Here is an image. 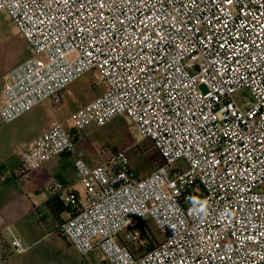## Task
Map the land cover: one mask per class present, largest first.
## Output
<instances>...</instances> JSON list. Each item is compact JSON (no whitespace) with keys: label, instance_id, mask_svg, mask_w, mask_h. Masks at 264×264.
I'll return each instance as SVG.
<instances>
[{"label":"built area","instance_id":"built-area-1","mask_svg":"<svg viewBox=\"0 0 264 264\" xmlns=\"http://www.w3.org/2000/svg\"><path fill=\"white\" fill-rule=\"evenodd\" d=\"M0 12L32 49L6 76L0 123L62 105L96 71L105 91L75 111L74 129L127 116L161 156L141 177L107 144L93 167L62 123L19 150L22 172L77 155L85 197L66 199L78 212L59 234L81 257L264 264V0H0ZM147 219L162 237L142 251Z\"/></svg>","mask_w":264,"mask_h":264},{"label":"rangeland","instance_id":"rangeland-1","mask_svg":"<svg viewBox=\"0 0 264 264\" xmlns=\"http://www.w3.org/2000/svg\"><path fill=\"white\" fill-rule=\"evenodd\" d=\"M32 55V49L24 39L20 31L12 24L10 17L5 12H0V88L5 86L6 76L9 71ZM105 91V83L99 78L96 71H91L74 83L70 84L64 92H61L62 105L55 106L51 100L40 105V108L32 111L27 117L18 118L14 123H0V203L5 202L8 196L26 193L28 181H22L24 175L17 167V150L21 144L32 136L36 130L27 131L29 121L39 122L38 126L44 128L57 118L68 119L67 125H74L72 115L79 108L94 100ZM247 95L248 93L245 92ZM238 94L236 98L238 99ZM39 107V106H38ZM59 108V109H58ZM59 110V111H58ZM87 132L96 138L95 148L99 152L101 147L110 144L117 149L126 152L131 168L138 176L145 177L153 171L155 166L162 162L161 156L153 143L148 138H143L136 130L135 125L127 116L114 119L104 127L92 125ZM22 148V147H21ZM12 171L16 173L14 178ZM37 220V219H36ZM147 232L151 234L157 245L161 241V233L151 219H147ZM18 227H16L17 229ZM0 228V260L6 251H9L11 260L8 264H51L49 254V242L45 241L30 250L28 253H18L15 248V240L8 229ZM141 244H147V239L142 230H138ZM60 235V234H59ZM61 236V235H60ZM63 237V236H61ZM57 240L61 238L55 237ZM4 245L9 250L3 248ZM22 243L24 240L22 239ZM12 253V254H11ZM60 259L58 253L54 256ZM100 257V250L95 249L86 258L91 264ZM0 264H4L0 261Z\"/></svg>","mask_w":264,"mask_h":264},{"label":"crops","instance_id":"crops-1","mask_svg":"<svg viewBox=\"0 0 264 264\" xmlns=\"http://www.w3.org/2000/svg\"><path fill=\"white\" fill-rule=\"evenodd\" d=\"M5 86L0 88V107L4 100L3 89ZM38 108L40 106L20 118L27 117L32 111ZM67 121L68 119L62 120L57 118L48 126L40 129H37L39 128L37 127L39 122L29 121L26 130L36 131L19 146L16 152L17 167L20 169L21 158L19 150L21 147L36 139L55 123H62L75 137L79 152L90 166L95 167L104 162L105 157L94 146L97 143L96 137L87 132V128L83 131L75 130L74 125H67ZM76 157L77 155L75 153H67L48 160L35 170L21 172L24 175L22 181H28L26 193L18 196H8L5 202L0 203V228H4L2 230L6 231L8 229V233L11 231L14 240L20 241L22 251H17L18 253H28L30 250L50 239L49 248L52 252L49 254V262L51 264H91L86 257H81L64 237L59 235L60 226L69 219L70 212L57 214L49 205L50 203H58L60 201L66 206L65 201L70 195H75L80 203L83 202L85 188L78 181V174L75 168ZM12 174L14 178H17L14 171H12ZM53 183L62 186V189L55 194L48 191L49 185ZM68 207L73 210L72 206ZM16 227L18 228L16 229ZM55 237L61 239L57 240ZM22 239L24 243H22ZM4 244V241H2L1 246L9 250V247ZM56 253L59 254L60 259L54 257ZM10 256L12 255H10L9 251H6L0 261L8 264L11 260ZM93 264H103L101 262V252L99 259Z\"/></svg>","mask_w":264,"mask_h":264},{"label":"trees","instance_id":"trees-1","mask_svg":"<svg viewBox=\"0 0 264 264\" xmlns=\"http://www.w3.org/2000/svg\"><path fill=\"white\" fill-rule=\"evenodd\" d=\"M65 203H66V201H65ZM49 205H50L51 209L57 214H61V213H64V212H70V217H72L73 215H75V213L78 212V209L73 208V210H71L68 207L67 203H66V206H65L64 203L60 202V201L58 203H50ZM146 226H147V224H146ZM145 238L147 239L148 242H147L145 248L141 247V250L142 251H146V250L154 248L155 245L151 244V242L154 241V238L151 236V234H148L147 231L145 232ZM134 253H136V252L134 251Z\"/></svg>","mask_w":264,"mask_h":264},{"label":"clouds","instance_id":"clouds-1","mask_svg":"<svg viewBox=\"0 0 264 264\" xmlns=\"http://www.w3.org/2000/svg\"><path fill=\"white\" fill-rule=\"evenodd\" d=\"M201 210H203V209H201Z\"/></svg>","mask_w":264,"mask_h":264}]
</instances>
